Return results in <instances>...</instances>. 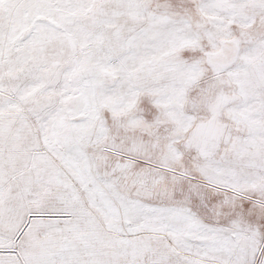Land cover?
<instances>
[{
  "label": "snow or ice",
  "instance_id": "snow-or-ice-1",
  "mask_svg": "<svg viewBox=\"0 0 264 264\" xmlns=\"http://www.w3.org/2000/svg\"><path fill=\"white\" fill-rule=\"evenodd\" d=\"M0 264H264V0H0Z\"/></svg>",
  "mask_w": 264,
  "mask_h": 264
}]
</instances>
